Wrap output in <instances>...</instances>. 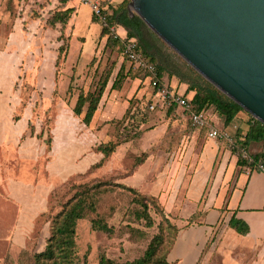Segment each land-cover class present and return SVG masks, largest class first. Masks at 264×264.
Wrapping results in <instances>:
<instances>
[{
	"label": "rangeland",
	"instance_id": "1",
	"mask_svg": "<svg viewBox=\"0 0 264 264\" xmlns=\"http://www.w3.org/2000/svg\"><path fill=\"white\" fill-rule=\"evenodd\" d=\"M71 4L75 8L61 33V25L51 28L46 18L30 17L20 25V0H0V209L12 198L6 187H33L31 199L24 202L27 200L28 211L34 213L28 215L22 232L18 221L22 214L18 218L9 208L7 217L0 218L3 264H35L32 255L44 249L52 215L73 194L72 185L96 179L113 177L156 196L173 222L186 225L187 218L213 200L224 168L223 151L232 149L230 141L222 137L214 140L220 146L214 151L206 131H193L181 109L173 113L162 109L151 94L149 79L140 74L110 89L121 65L125 62L128 69L129 63L118 50L104 48L103 24L93 18L91 6L82 0H72ZM18 25L23 40L19 45L11 44ZM117 32L124 34V27L118 26ZM62 44L65 50L58 58ZM109 71L111 78L103 99L109 89L110 94L105 103L102 99L104 105L87 127L73 112L77 96L80 91H93ZM172 87L185 90L175 80ZM153 102L155 109L147 108ZM241 115L247 118L234 139L245 131L251 114L245 111ZM130 117L134 122L129 124ZM214 119L222 127V120ZM60 132L71 133L73 138L62 141ZM119 139L127 140L101 167L87 172L92 163L103 158L93 147ZM256 145L263 150L264 142ZM141 157L145 160L139 165ZM55 187L59 188L52 192ZM131 199L130 192L119 188L101 199V212L109 214V208L114 207L108 219L115 228L113 235L92 229L88 218L78 221L76 252L80 258L87 254L96 264L104 251L119 261L144 253L162 217L152 211L156 224L148 227L137 217L139 206ZM225 227L220 225L215 240L205 250L203 242L198 246L201 254L204 250L198 264H234L227 262L226 245L220 243ZM236 254L242 260L248 258L243 251Z\"/></svg>",
	"mask_w": 264,
	"mask_h": 264
},
{
	"label": "trees",
	"instance_id": "2",
	"mask_svg": "<svg viewBox=\"0 0 264 264\" xmlns=\"http://www.w3.org/2000/svg\"><path fill=\"white\" fill-rule=\"evenodd\" d=\"M69 1L34 0V3H32L31 0H20V23L27 22L30 17L32 19L46 18L47 24L51 28H56L60 24L59 30L62 33L74 10L73 7H67ZM129 3L130 0H123L114 7L111 0H102V7L107 13L108 22L107 25H103L101 31V37L106 40L104 48L118 50L124 57V60L128 62L123 53L124 43L122 37L120 35L117 36L111 31L112 26H124L127 29V37L136 38L145 57L157 64L158 78L162 83H166L165 77L169 79L176 78L181 84L186 85V91L183 94L185 97L190 92H194L191 99L187 98L207 114L208 124L202 128L193 125L192 120L189 118V111L181 107V111L188 115L187 119L191 129L199 132L206 131L208 135L211 127L217 125L214 119L216 117L222 120V127L220 129L224 131L227 126L239 117L241 112H245L246 110L188 64L163 39L152 31L138 14L131 15L128 8ZM47 14L50 15L48 18ZM93 18L101 22L94 14ZM63 50H65L64 44L58 49V58ZM139 74L142 75L143 79H147V75L142 70L134 68L131 64H129V68L127 69L124 62L116 73L110 89L114 90L118 88L123 80L126 78L135 79ZM110 78L111 72L109 71L100 79L93 91H88L86 94L80 91L77 96L73 112L76 116L81 117V121L87 127L91 125L95 113L107 92ZM176 91L178 92V89ZM160 104L163 105L161 102ZM148 107L149 105H147ZM164 108L168 113L180 112L179 106L174 103L166 105ZM129 110L128 112H130ZM127 116L128 114L123 117V120ZM130 116L134 118L136 115L130 114ZM131 117L128 119L129 124L130 122H134V119H131ZM126 140L119 139L118 141L100 142L94 146L93 149L101 152L103 158L92 163L87 172L101 167L105 159L111 156L118 146ZM254 142H264V124L250 115L245 131L231 143L233 152L238 154L237 165H254L261 161L264 162V151L257 153L250 152L248 147ZM244 151L248 154V158L243 157ZM144 160V157L139 158V165ZM58 188L55 187L52 192ZM72 188L73 194L66 201L62 202L60 204L61 209L52 215L51 232L46 239L44 249L32 255L35 264H93L89 261L87 254L80 258L76 252L77 224L80 219L88 218L92 229L113 235L115 228L113 225H110L108 219L114 211V207L111 206L109 208V214L106 211L101 212L100 202L106 194L117 188L132 194L131 202L139 206L137 217L145 220V224L148 227H154L156 224L152 211L159 214L162 219L157 225L158 232L151 238L141 256L132 260L119 261L110 257L104 251L100 254L96 264H178L169 260V254L174 249L180 232L194 225H204L201 221L204 209H197L186 219L187 224L181 226L171 220L170 216L165 212L164 207L160 204L159 198L145 194L133 186L116 181L113 177L74 184ZM224 210H226V207L222 208V211ZM229 227L235 229L243 236L247 235L250 231L248 223L238 218L236 213L232 215ZM215 238L214 236L205 244L204 250L207 244L214 241ZM25 249L26 247H23L21 249L22 252ZM0 264H3L1 258Z\"/></svg>",
	"mask_w": 264,
	"mask_h": 264
},
{
	"label": "water",
	"instance_id": "3",
	"mask_svg": "<svg viewBox=\"0 0 264 264\" xmlns=\"http://www.w3.org/2000/svg\"><path fill=\"white\" fill-rule=\"evenodd\" d=\"M128 8L264 124V0H130Z\"/></svg>",
	"mask_w": 264,
	"mask_h": 264
},
{
	"label": "crops",
	"instance_id": "4",
	"mask_svg": "<svg viewBox=\"0 0 264 264\" xmlns=\"http://www.w3.org/2000/svg\"><path fill=\"white\" fill-rule=\"evenodd\" d=\"M71 1L72 0L68 2L67 7L75 8L73 4H71ZM122 1L123 0H111V3L115 7ZM118 26H116V28ZM16 27H18V29H16L15 33L11 35V44L19 45L21 40H23L20 32L22 29L20 30L19 25ZM121 36H127V29L125 27L124 34ZM173 80L181 85L176 78L169 79L168 77H165V81L166 83H169V87L174 90L178 89V93L184 94L186 91V85L183 84L185 90L180 91L179 87H172ZM110 91L111 90L109 89L106 98L103 99L104 103L108 94H110ZM151 94L154 95L152 89ZM193 95L194 92H190L187 97L191 99ZM104 103L101 101L98 109H100ZM159 106L164 109L163 105L160 104ZM180 109L181 107H179V110ZM246 118L247 117L245 115H241L240 113L239 117L227 126L224 131H222L227 134L225 138L230 141V144L234 139L236 130L244 126L243 120H246ZM215 127L219 129L221 128L219 125H216ZM60 133L63 135V138L60 139L62 141H64L65 138L69 140L73 138L71 133L68 135L64 132ZM60 140L57 139L56 144H58V141L60 142ZM210 140H212L210 142L211 147L214 151L216 150V152H218L220 146L216 143V141H214L215 139L210 138ZM235 140L236 138L234 141ZM260 143L262 142L251 143L248 147L250 152L257 153L263 151L264 146L263 150H259V147L256 145ZM223 153L225 163L222 172L218 175L219 182L218 187H215L216 193L213 200H208L203 207L204 214L201 217V221L204 225H194L183 229L180 232L175 247L169 254V260L172 262H177L178 264H197L201 254L198 246L202 242L203 245H205L210 239L216 236L220 225L223 223L226 227L221 234L223 242L221 239L220 243H225L226 245L225 248L227 249V253H225V258L227 262H232L234 264H264V173L260 170L251 168L249 165H237L238 154L234 153L230 147L224 149ZM206 184L207 180L205 182V187ZM31 188L33 190V187ZM31 188L16 186L6 187L12 198H8V200L4 201L2 209H0V213H2L0 216V218H2L1 221H3L4 217H7L6 212L9 208L12 212L14 211L16 214L18 213V218L20 217V214H22L18 220L20 223L19 230H21V232L25 223L29 221L27 218L28 215L29 217L34 216L32 211H28L26 204L27 200L31 199ZM220 193H222L221 200L218 202L217 198ZM25 199L27 200L24 202ZM223 207H226V210L222 211ZM234 213H236L238 218H241L248 223L250 231L247 235L243 236L235 229L229 227V221ZM19 234L20 231H18L17 236ZM20 241L21 239H19V242ZM19 244L22 245L21 242ZM238 251H243L246 256L248 255V258L246 260H242L239 254H236Z\"/></svg>",
	"mask_w": 264,
	"mask_h": 264
},
{
	"label": "built area",
	"instance_id": "5",
	"mask_svg": "<svg viewBox=\"0 0 264 264\" xmlns=\"http://www.w3.org/2000/svg\"><path fill=\"white\" fill-rule=\"evenodd\" d=\"M31 1L34 3V0ZM82 2L90 5L93 10V14L103 25H107V13L102 7V0H82ZM111 31L117 36L120 35L118 34L115 26L111 27ZM121 37L124 43V55L126 56L129 64H131L134 68L142 70L147 75V79L150 81L156 101H160L164 106L174 103L179 107L187 109L189 111V118L192 120L193 125L199 128L206 126L208 124L207 114L203 110L199 109L197 105L191 102L183 94L178 93L176 90L169 87V85L160 81L158 78L157 64L145 57L137 39L129 38L127 36ZM155 106L156 105L153 102L149 107L154 109ZM208 136L213 139H218L226 137L227 134L222 132L219 128L213 126L209 130ZM243 157L248 158V154L245 151L243 152ZM249 166L264 173V162L262 161Z\"/></svg>",
	"mask_w": 264,
	"mask_h": 264
},
{
	"label": "bare ground",
	"instance_id": "6",
	"mask_svg": "<svg viewBox=\"0 0 264 264\" xmlns=\"http://www.w3.org/2000/svg\"><path fill=\"white\" fill-rule=\"evenodd\" d=\"M13 75V74H12ZM6 77V76H5ZM2 81V80H1ZM4 81V80H3ZM63 136V135H62ZM60 138H62L61 136H60Z\"/></svg>",
	"mask_w": 264,
	"mask_h": 264
}]
</instances>
